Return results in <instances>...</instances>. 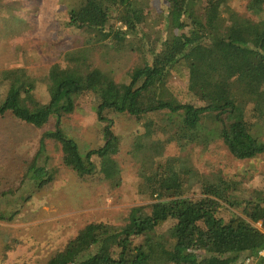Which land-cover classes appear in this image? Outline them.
<instances>
[{"label":"trees","instance_id":"16d2710c","mask_svg":"<svg viewBox=\"0 0 264 264\" xmlns=\"http://www.w3.org/2000/svg\"><path fill=\"white\" fill-rule=\"evenodd\" d=\"M73 1L67 14L79 24L72 27L86 31L82 45L39 75L1 69L0 116L10 112L38 128L54 117L61 163L81 176L101 175L112 188L123 181V139L112 115L133 118L139 128L129 152L146 203L130 207L120 224L88 223L45 264H239L257 256L264 248V193L240 200L234 178L203 173L189 155L163 150H205L221 141L238 159L264 155V0H248L253 17L228 0H162L164 34L147 42L146 0ZM88 45L138 51L130 81L96 65ZM87 95L97 101L102 143L82 152L58 126ZM32 177L43 188L55 180V167L34 168ZM231 207L241 214L220 215ZM17 214L0 208V221Z\"/></svg>","mask_w":264,"mask_h":264},{"label":"rangeland","instance_id":"374dc122","mask_svg":"<svg viewBox=\"0 0 264 264\" xmlns=\"http://www.w3.org/2000/svg\"><path fill=\"white\" fill-rule=\"evenodd\" d=\"M146 1L151 14L141 32L147 35V42L164 34L167 9L162 0ZM73 3V0H0V70L16 72L26 68L39 75L55 63H64L65 54L80 47L87 35L84 27L75 29L79 24L67 14ZM248 3V0H228L233 9L253 17ZM70 23H75V27ZM88 48L96 65L113 71L117 81H130L139 62L138 51L130 47L115 51L108 45H88ZM96 102L94 96H84L58 126L64 135L76 139L82 152L102 143L103 123L98 120ZM112 117L113 130L123 139L117 156L123 168V181L115 188L101 175L81 176L61 163L54 117L38 128L10 112L0 116V208L18 212L12 222L0 221V264H45L88 223L120 224L130 207L146 203L137 191V163L129 152L139 126L127 115ZM41 143L43 150L39 153ZM163 151L189 155L203 173L218 172L234 178L239 186L236 198L240 200L252 199L256 192L264 193V155L238 159L221 141L205 150L191 146L180 149L173 144ZM37 167L39 172L44 167L46 170L55 167V180L38 187L32 177ZM199 192L195 188L194 196ZM233 213L241 214V210L231 207L220 211L225 219ZM256 225L262 228L260 222Z\"/></svg>","mask_w":264,"mask_h":264},{"label":"built area","instance_id":"2783aa9c","mask_svg":"<svg viewBox=\"0 0 264 264\" xmlns=\"http://www.w3.org/2000/svg\"><path fill=\"white\" fill-rule=\"evenodd\" d=\"M239 264H264V248L261 249L257 256H245Z\"/></svg>","mask_w":264,"mask_h":264}]
</instances>
